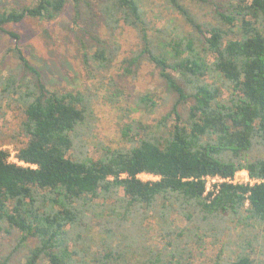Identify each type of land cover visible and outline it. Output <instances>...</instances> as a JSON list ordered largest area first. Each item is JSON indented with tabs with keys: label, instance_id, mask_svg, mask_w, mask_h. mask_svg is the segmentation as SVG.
<instances>
[{
	"label": "trees",
	"instance_id": "trees-1",
	"mask_svg": "<svg viewBox=\"0 0 264 264\" xmlns=\"http://www.w3.org/2000/svg\"><path fill=\"white\" fill-rule=\"evenodd\" d=\"M169 2L192 32L170 37L161 29L150 37L138 0H35L0 8V31L16 40L20 35L7 24L25 17L51 21L68 3L74 25L92 18L102 29L89 33V44L80 43L93 88L49 89L18 46L16 71L0 73V120L4 105L12 103L18 114L15 125L1 124L0 143H14L18 159L30 164L8 162L0 150V232L14 241L0 264L19 251L17 264H131L128 254L145 247L148 215L175 247L135 264H170L173 258L180 264L182 239L217 240L234 227L230 222L264 233V154L253 153H264V0L215 3L214 23L198 21L179 0ZM121 23L139 30L142 47L117 77L146 59L173 101L155 123H124V144L100 145L94 158L86 135L95 121L97 91L105 89L111 107L119 108L123 95L112 78L101 85L116 56L112 40ZM132 105L129 110H149L155 101L144 93ZM239 169L262 181L222 182L212 198L203 195V176L231 177ZM140 173L158 177L144 181ZM176 216L187 224L178 227ZM93 229L98 241L91 239ZM245 249L227 264H256Z\"/></svg>",
	"mask_w": 264,
	"mask_h": 264
},
{
	"label": "rangeland",
	"instance_id": "rangeland-1",
	"mask_svg": "<svg viewBox=\"0 0 264 264\" xmlns=\"http://www.w3.org/2000/svg\"><path fill=\"white\" fill-rule=\"evenodd\" d=\"M33 1L35 2V0H0V8L20 7ZM138 1L144 10L150 37L155 38V35L159 33L158 30L161 29H165L170 37L184 36L193 31L169 0ZM179 1L190 9L198 21L214 23L212 11L215 3H224L229 0ZM72 14V5L68 3L60 15L51 21L25 17L19 22L7 24L6 28L17 32L20 39L16 40L0 31V73L16 71L17 59L13 53V47L18 46L29 61L39 69L41 78L49 89L74 91L96 86L95 80L86 77L81 62L80 43L89 44V33L102 34V29L100 24L92 18H86L78 25H74ZM113 39L112 42L117 46L116 56L101 85L108 84L109 79L112 78L116 80V85L122 90L123 95L120 97V107H111L104 98L105 89L100 87L97 91V97L93 100L95 121L92 122L93 125L86 135L88 155L94 158L101 153L98 149L100 145L116 147L124 144L121 135L124 123L132 121L133 128L138 123L143 125L155 123L171 107L173 101L159 78L154 63L146 59L125 78L117 77L125 60L142 47L139 30L121 23L114 31ZM90 50H93V47ZM144 93L151 96L155 106L149 110H129L133 107L132 102L136 97ZM4 108L5 120L3 121L12 126L15 125L16 115L18 116L15 106L10 103V105H4ZM181 111L185 113L184 107H181ZM3 121L0 120V128ZM12 145L15 146L14 143ZM253 153L264 154L255 149ZM175 222L178 227H184L187 224L180 216L175 217ZM230 225L234 227L217 240L212 235L203 237L200 242L194 239L188 241L182 239L178 249H184V259L180 261V264H227L229 259H234L236 254L245 248L246 251H251L256 264H264V233L261 228L252 226L244 229L235 226L232 222ZM143 226L146 228V237L143 241L145 247L128 254L126 259L131 264L139 263L154 254H167L175 247V244H166L168 239L162 235L155 216H146ZM89 234L95 241L101 237L96 229L90 230ZM13 242V236L0 232V255L8 251ZM90 247L91 250L97 249L96 244H90ZM19 261H22V251H19L17 258H13L9 264H17ZM170 264H176L175 258Z\"/></svg>",
	"mask_w": 264,
	"mask_h": 264
},
{
	"label": "built area",
	"instance_id": "built-area-1",
	"mask_svg": "<svg viewBox=\"0 0 264 264\" xmlns=\"http://www.w3.org/2000/svg\"><path fill=\"white\" fill-rule=\"evenodd\" d=\"M0 150H4L7 152V161L15 164H19L22 166L30 165L28 163H25L18 159L17 157V149L12 144H6V143H0ZM140 175L146 176L145 178H142ZM122 176H125L123 174ZM138 177L141 180H154V178H157L158 176L152 175V174H139ZM204 182H205V188L203 191V195L205 197H208V200L212 198L219 189V185L222 182H230V183H249L253 184L255 182H260L262 179L260 178H251L248 175V172L246 169H239L237 170L233 176L231 177H222L220 175H205L203 176Z\"/></svg>",
	"mask_w": 264,
	"mask_h": 264
},
{
	"label": "crops",
	"instance_id": "crops-1",
	"mask_svg": "<svg viewBox=\"0 0 264 264\" xmlns=\"http://www.w3.org/2000/svg\"><path fill=\"white\" fill-rule=\"evenodd\" d=\"M141 174H147V173H141Z\"/></svg>",
	"mask_w": 264,
	"mask_h": 264
}]
</instances>
